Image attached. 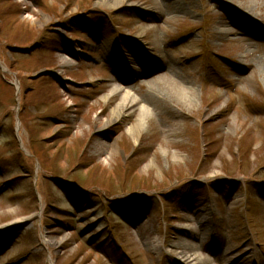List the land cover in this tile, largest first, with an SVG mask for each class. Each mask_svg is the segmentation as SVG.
Listing matches in <instances>:
<instances>
[{
    "label": "rangeland",
    "instance_id": "1",
    "mask_svg": "<svg viewBox=\"0 0 264 264\" xmlns=\"http://www.w3.org/2000/svg\"><path fill=\"white\" fill-rule=\"evenodd\" d=\"M263 106L264 0H0V264H264Z\"/></svg>",
    "mask_w": 264,
    "mask_h": 264
},
{
    "label": "bare ground",
    "instance_id": "2",
    "mask_svg": "<svg viewBox=\"0 0 264 264\" xmlns=\"http://www.w3.org/2000/svg\"><path fill=\"white\" fill-rule=\"evenodd\" d=\"M63 50L66 51L65 48H63ZM135 102H136V99L131 97L130 94L124 93L122 100L113 108L112 115H110V117L108 118L105 126L110 125L116 120L121 119L123 116L129 115V113L131 112V109L134 108ZM181 255L182 256L180 258L185 260L187 263L197 260L196 254L191 252V250H187V251L183 250L181 252Z\"/></svg>",
    "mask_w": 264,
    "mask_h": 264
},
{
    "label": "trees",
    "instance_id": "3",
    "mask_svg": "<svg viewBox=\"0 0 264 264\" xmlns=\"http://www.w3.org/2000/svg\"><path fill=\"white\" fill-rule=\"evenodd\" d=\"M78 186L80 187V188H82L83 189V187H82V185H80V184H78ZM107 190V189H106ZM135 190H132V191H130V192H134ZM110 192V191H109ZM165 195H167V193H164ZM129 195H127V196H124L123 198L122 197H118V198H114L113 200H116V201H120V202H122V201H124V200H127V197H128ZM139 197V196H138ZM197 198H200V197H197ZM106 207L107 208H109V205L108 204H106Z\"/></svg>",
    "mask_w": 264,
    "mask_h": 264
}]
</instances>
